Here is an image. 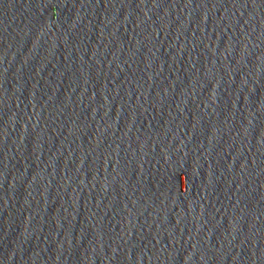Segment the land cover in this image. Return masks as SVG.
<instances>
[{"label": "water", "instance_id": "95a60500", "mask_svg": "<svg viewBox=\"0 0 264 264\" xmlns=\"http://www.w3.org/2000/svg\"><path fill=\"white\" fill-rule=\"evenodd\" d=\"M0 264H58L14 104L0 15Z\"/></svg>", "mask_w": 264, "mask_h": 264}]
</instances>
